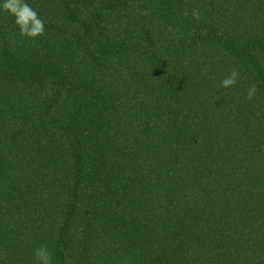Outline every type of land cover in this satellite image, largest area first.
<instances>
[{"label":"trees","instance_id":"16d2710c","mask_svg":"<svg viewBox=\"0 0 264 264\" xmlns=\"http://www.w3.org/2000/svg\"><path fill=\"white\" fill-rule=\"evenodd\" d=\"M26 2L35 39L0 7V264H264V0Z\"/></svg>","mask_w":264,"mask_h":264},{"label":"clouds","instance_id":"9594fccd","mask_svg":"<svg viewBox=\"0 0 264 264\" xmlns=\"http://www.w3.org/2000/svg\"><path fill=\"white\" fill-rule=\"evenodd\" d=\"M3 10L7 11L15 18V23L19 27L20 34L35 39L45 34L44 21L39 14L26 2V0H4L0 5ZM239 78V73L233 69L220 84L221 88H230L235 86ZM257 92V87L253 83L247 89L245 99L252 101ZM37 264H53L52 253L46 245H41L34 253Z\"/></svg>","mask_w":264,"mask_h":264}]
</instances>
